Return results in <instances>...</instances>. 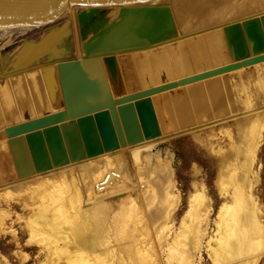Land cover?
Listing matches in <instances>:
<instances>
[{"label": "rangeland", "instance_id": "rangeland-1", "mask_svg": "<svg viewBox=\"0 0 264 264\" xmlns=\"http://www.w3.org/2000/svg\"><path fill=\"white\" fill-rule=\"evenodd\" d=\"M174 1L156 0L154 3H158V4H161L163 6L168 7L167 11L164 7L160 8L159 14L164 13V10H165V13L168 12L167 15L169 17L172 18V16H173V19L175 20L174 21L175 26L177 28V30L173 33H176L179 37L185 36L187 41H192L196 38L198 40H202L205 37L204 33H205V35H208L210 32L211 33L212 32H217V33L219 32L221 34L223 32V30L225 31L228 28H234L238 25L239 26L242 25V22H243V24H245L248 22H254L256 20H260V18L264 19V7H261L260 9L259 8L255 9L257 11L251 10V11H247V12H242L243 14L237 13V14H234L235 16L234 15H230L229 17L227 16L228 20H227V18L225 19L223 17H220V18L217 17L218 19L216 18V19H213V21L212 20L209 21L208 16H206L207 17V19H205L206 22L205 21L202 22V17L198 16V18H199L198 19L197 14L195 12L196 9L193 8V7H195V5L200 0H194V1L193 0H182V1L181 0H178V1L174 0ZM192 1H193V3H192ZM196 1H197V3L194 4V2H196ZM173 2H174V4H173ZM186 2H189V4H192V5L194 4L193 7H192V5L189 6ZM177 3L180 6H177L178 5ZM185 4H187V5H185ZM174 5L177 6L176 9L174 8L175 7ZM191 8H193V9H191ZM182 9H183V11H181ZM189 9L195 13L193 14V12H191V14L190 13L188 14V12H190ZM85 10H88V8H85ZM120 10H121L120 8L102 7L99 14H97L90 22L86 23L85 25H80L81 33H84V35H85V37H83V39H82L83 43L87 42L89 39H91L93 37H96L95 40H97V41H95L94 43L91 44V46H89V52H91V54H96L98 52H101V50H104L106 48V45L108 44L107 42L104 41V39H102L103 38L102 29H101L102 33H99V32L93 33L92 32L93 27H92L91 23L96 22L97 24H99L101 22L100 18H105L106 19L105 25H107L106 29L109 28L111 30V27H113L115 24L118 23V21H120V20H117V18L119 16L118 14L126 13V12L120 13ZM182 12H185V13H183L184 15L181 14ZM139 13H140L139 10L136 11V14H134L133 17H131V20H134L133 18H138L140 15ZM180 14L184 17V18H182V20H181ZM195 14H196V16H195ZM188 15L190 18H188ZM147 16L145 15V17H147ZM193 16H195V17H193ZM154 17H152V18H154ZM221 19H222V21H220ZM187 20L189 21L188 23H187ZM214 20L217 22L219 21L218 22L219 24H217V22H215ZM200 22H202V23L200 24ZM208 22H211V23L208 24ZM181 23H182V25H180ZM183 23L185 24V26ZM203 23H205V24H203ZM186 26H187V28H185ZM180 29H182V30L184 29V30L182 31ZM215 29H217V30H215ZM161 32H166V31H159V30L157 31V33H161ZM45 33H46V30L44 31V29H32V30H27V31L25 30L24 32L19 33L15 37L11 38L10 35H7L3 32H0V76H3L6 73V70H8L10 68L9 66H10V62H11V57L22 46V44L26 40L38 39ZM181 34H183V35H181ZM252 37H253L252 38L253 44L251 47L249 46L248 48H245V49H247L246 51L242 50L241 49L242 47H240L239 49L235 48L236 46L234 47L233 45L230 44V42H228V44H226V45H228L227 47L223 46L224 48L222 47V49H225V47L227 48L226 50H223L224 52L227 51V52H225V55H227L226 58H228V61H226V62L229 63V62H232L231 60H233V61L239 60L241 58L251 56L257 52H264V45L262 44L263 43L262 39L258 35H256V33L252 34ZM71 42H72V46H74V40H72ZM223 42L227 43V42H225V39L223 40ZM224 43H222V45H225ZM230 45L233 47H231ZM202 50H204V48ZM205 50H207V51H205V52L202 51L203 54H207L209 52L207 48H205ZM83 53H84V55H87L86 52L84 51V49H83ZM149 53L150 52H148V55H149ZM226 53H228V54H226ZM70 55L72 57H75L76 52L72 51ZM145 55L147 56V54H145ZM205 56H204V63L202 65V67L201 68H195V63H196L198 58H196V56L194 54L192 55L193 61L191 60V58L189 60L192 61L191 64H192L193 70L201 71L204 69H209V68L217 67L218 65L220 66V65L224 64V63H218L214 59L205 58ZM232 56L234 57V59H231ZM138 57H142V56H138ZM158 64H159V62H158ZM161 64H159V65H161ZM162 65H165V64H162ZM253 65L247 66V68L245 67L246 70L244 69L246 71V73H244V76H246L245 78H247V79L249 77L251 78L248 82H246L248 85L245 83V86H247V88H248L247 91H245V92H243V90H242V89H244V87H242V86H244V84H242V85L240 84L243 82L239 83L238 82L239 78L237 79V77H239L237 74H239V73H237L236 70H232V71H229V72L222 74V76L216 77L218 79L216 80V83H214V84H213V82L216 78L215 79L212 78L213 80L207 79L209 81V82H207V80H206V82H205L206 85L208 84L207 86L205 85V83L203 81H200V82H196L195 84H193V86L192 85L187 86V87L185 85L179 86L177 88H174V89H171V90H168V91H165V92H162V93H159V94L153 96V103L157 104V108H158L156 110V114H157L158 122L160 123L159 125H160V129L162 131L161 132L162 135L155 138V139L145 140L144 142H142L138 145H129V146L124 147L126 149L125 151L123 150L124 151L123 154H125V156H128V155L131 156L132 151L135 148H142V151H141L140 156H139L140 160L135 161L133 159L132 160L133 162H131V164H130L132 169L129 168L128 163L125 164L128 179L132 178L133 182H134L131 184L129 182H127V183L132 187L131 194H132V197L134 198V201H135L134 203L138 207V209L136 207L135 209H137V210L135 212L134 209L130 208L129 209L130 211L133 210V211H131L132 213L129 210L122 212V211H118V210H120V203H119L120 201L116 202L112 205V207L110 208L111 209L110 214L108 215V218H111L109 220L111 221L117 216V218H119L118 219L119 223L121 222L119 224V226L122 225L123 221H124L123 222L124 226L122 225L121 228L118 227L121 230L119 229V234H117L118 235L117 238H116L115 233H113V236H111V234H110V236L109 235L107 236V239L105 238L107 241L109 240L112 242V243L110 242L111 243L110 245L113 244L112 246L114 247L117 244L118 246H116V247L120 246L119 250H122L121 244L125 243V245L129 244V246H132V245L136 246L135 245L136 240L138 241L140 239L145 238L148 243L150 242V244L152 246L155 245L157 247V249H159L158 251H160V253H161L162 260L163 259L166 260L169 251L171 250L172 247H174L176 245L175 244L176 240L174 242H172L171 244L169 242L172 241L173 237L177 233V235H178L177 239L181 238V240H183V241L186 240L185 236H194L195 239L197 238L196 243H195L196 247L192 248V246L190 244L187 245L191 249L190 259L192 261V264H264V125H263L264 124V94H263L264 93V90H263L264 89V73L262 72L263 74L261 73V76L256 77L257 75H254L255 67ZM261 65L264 66V63L260 64V66ZM44 69L39 68L36 70L24 72V73H21L18 75L8 76V81H12L14 83L19 84V82L17 81V77H21L20 79L24 83V88L30 87V86L32 87L33 85L29 84V82L31 83V81L33 83V79L31 77L32 76L33 77H35V76L41 77L47 71ZM160 71L161 72H158V74H155L153 72V75H149V77L146 76V78H148L149 80L146 79L145 81H143L141 83V85L142 84L147 85L148 83L149 84L160 83L162 80L161 76L163 75V72H165L163 70H160ZM245 71H243V72H245ZM249 72H251V73L248 74ZM32 74H34V75H32ZM245 74H247L249 76L247 77V75H245ZM251 74H252V76H250ZM258 75H259V73H258ZM150 76H154V77L152 78ZM173 77L177 78L178 76L174 75ZM254 77H256V78H254ZM261 79L263 81H261ZM231 80H233L234 82ZM42 81L44 82L45 80H42ZM236 81H237V83H236ZM0 82H2V81H0ZM56 82L57 83L55 84L56 89H55L54 95L53 96L46 95V99H48V100L45 101V98L40 100L37 97V99H38L37 101H39V104H40L39 105L40 110H38V111L42 112V113H40V115L31 116L32 118L41 116V115L48 113L50 111H52V112L56 111L57 109L61 108L62 96H61V89L59 87V80L57 79ZM226 82H228L229 85H227ZM221 83H222L221 86L223 87V89H224V87L228 90L230 88L229 93H228V90H226V89L223 90L222 87L219 88ZM43 84H42V86L44 87L43 88L44 90H42V91L46 92V89H45L46 87ZM211 84H213V85L210 87ZM215 84H216V86H214ZM238 84H240V85H238ZM195 85L197 87L194 90L193 87ZM199 85H200V87H199ZM262 85H263V88L261 87ZM204 86L208 89L213 87V88H215L214 92L219 91L218 92L219 94H221V93H223V94L219 95L217 92H216L217 94H215L213 92V90H211V89H210L211 90V93H210V92H208L209 90L206 89L207 92L204 93L203 95L200 93V95H198L199 96L198 97L197 96V90H198V92H201V89L205 88ZM233 86L234 87L236 86L235 88L238 90H235V88ZM198 88H200V91ZM218 88H219V90H218ZM232 88H233V90H232ZM239 89H240V91H239ZM188 91H190V92L188 93ZM241 91L243 92V94ZM185 92H187V94L191 93V95H192V92H195V93H193V95L195 94L197 96V97L195 96L196 97L195 101H197V102L192 101L195 98V97L194 98L192 97L193 95L192 96L185 95L186 94ZM258 92H260V93H258ZM224 93H226V94H224ZM209 94H215V96L212 95V96H214L212 98V96ZM228 94H230V97L231 98L233 97V98L231 99L230 97H227V96H229ZM232 94H233V96H232ZM225 95H227V96H225ZM247 95H250L249 100L250 101L252 100L253 104H254V108L252 107L253 108L252 111L249 110L250 108L246 104ZM185 96H186V98H185ZM203 96H205V97H203ZM206 96L207 97L211 96V97L207 98ZM187 97L188 98L191 97L193 99L190 98L191 100H189ZM200 97L204 98L203 100L207 99L204 102L205 105L203 103V100H200L201 99ZM168 98H169V101L171 99H178V98H180V99H178V101H175L177 106L174 104H173V106L172 105L168 106L167 105ZM221 98H222V100H221ZM59 99H61V100H59ZM181 99H182V101H183V99L184 100L188 99V101L181 102ZM214 99H216V100H214ZM223 99L225 100L224 102H223ZM233 99L236 101H233ZM239 99H240V101H238ZM40 101H42L43 104ZM207 101H209V103L211 102V104H213L212 106L210 104L209 109L206 108L207 106L209 107V105H207L209 103L206 104ZM47 102H49L50 107H49ZM165 102H166V104H165ZM191 102H192V104H193V102H195L193 104V105H195L194 107H191V106H193V105H191ZM215 102L217 105L215 104ZM237 103H239V104H237ZM233 104H235V105H233ZM59 105H61V106H59ZM158 105H159V107H158ZM246 105L248 108L246 107ZM43 106L44 107L46 106L45 109L43 108ZM203 106H205V107H203ZM232 106L233 107L235 106V107L233 108ZM55 107H57V108H55ZM174 107H176V108H174ZM30 108H31V106L29 107V109ZM46 108H50L51 110L46 109ZM197 109H199V110L197 111ZM239 110H241V111H239ZM195 111L198 113L196 114ZM27 112H28V110H27ZM195 114H196V116H195ZM255 114H257V116ZM193 116H195V117H193ZM196 117H198V119ZM29 118L30 117H28L27 119H29ZM245 118H250V119L252 118V120L250 122L245 123V125H241L240 121L245 119ZM18 122H16V120H12V122L11 123L9 122V123L11 125L13 123H18ZM251 123H253V124L251 125ZM238 125H240V126H238ZM250 125H251V128H250ZM245 126H246L247 130L245 129ZM254 129H257V130H254ZM1 130L2 129H0V132H1ZM241 130H242V134H244L245 132H247L249 130V132H247L249 134L245 133L243 135V137L244 136L245 137L241 138V136H242L240 133ZM259 130L261 131V133ZM225 132H228V133H225ZM256 132H258V133H256ZM4 133L5 132H3V130H2V133L0 134V140H2V136L6 137V135ZM163 133H166V134H163ZM229 133H231L232 136L235 137L237 144H241L242 147L244 146L245 148H247V146H249L250 143L251 144L253 143V139H254L253 137H255L254 141L256 139L260 141V144L258 145L257 153H256L254 158L252 157V155H250V153H248V154L245 153L244 155H241L240 157L237 158L236 164H239L238 165L239 167L243 166L245 170L242 167L240 169L238 168L233 173L231 171V169L228 167V166H233L232 162L235 159V155L234 156L228 155L232 149V140H231V137L228 135ZM259 133H260V136H259ZM261 136H262V138H261ZM259 137H260V139H259ZM242 139H244L246 141V143L244 141H242ZM251 139H252V141H251ZM238 141H239V143H238ZM8 146H9V144H8ZM135 146H137V147H135ZM216 150L218 152H216ZM10 151L11 150L9 149L8 152L5 154L6 157L8 158L7 159L5 157L6 163H7V164L6 163L5 164H6L7 171L11 170L12 167H14L12 170L15 171L16 166L14 164L15 163L14 160L12 161V163L10 161L13 159V156H11L12 154H10L11 153ZM116 152H117V150L112 151V152H105V153L100 154L98 156L91 157L92 159H89V160L93 162V161L101 159L102 163L100 165H98L100 170H103L104 166H106V164H107L108 165L107 172L112 173V171L113 172L115 171V170H113L115 167H111V165L109 164L111 159H109V158L113 159L115 157V156H113V154H116ZM250 156L253 159L248 158ZM243 159H248V160H243ZM241 163H243V164H241ZM244 164L245 165L247 164L248 167L245 166ZM8 165H9V167H8ZM135 168L137 169L136 172H134ZM247 169H249V170H247ZM12 170H11V172L8 171V174L6 175L7 177L3 176L4 177L3 181H0V199L8 201L7 204L4 201L5 205H3L2 209H9V211H10L9 213L12 214L5 220L6 230L12 229L15 231V234H13L9 231H7V232L1 231V228H0V264H44V262L47 260L46 259V250L49 247V245L52 244V243H50V242H52L51 238H49L46 235H43V234L41 235L38 233L35 235L34 234L31 235L29 226L26 225V219L25 218H18V216H17V214H21L22 216H24V215L28 216L27 210L23 209V205L25 202L31 201L30 199L32 197L33 191L30 189L27 190V188H26V187H28L29 182H25L23 184V187L26 188L25 191L22 190V191H18V192L16 191L15 192L17 197H15V194L12 197H9V196L5 197L6 191L3 188L5 186L11 185L17 179L22 178V177L19 178L17 170L15 171L16 176L14 174V171H12ZM73 170H74V172H76L77 169L74 168ZM166 170H167L168 174L164 173V172H166ZM237 171L239 172L238 175L239 174L242 176L245 175L244 176L245 181L240 180V179L238 180L236 178V177H238V175H236ZM241 172H243V173H241ZM9 174H10V176H9ZM138 176H142V177L140 178ZM75 178L76 177H74V179ZM153 178H154V180H153ZM155 178L157 180H155ZM159 178H161L162 180ZM5 179H7V180H5ZM128 179H127V181H128ZM134 179L136 180V182ZM150 179H152V181ZM163 179L165 182L163 181ZM168 179H170V180H168ZM140 180H141V182H139ZM5 181H6V183H5ZM150 181H151V183H149ZM171 181L173 182V184L171 183ZM165 183H166V185H165ZM151 186H153V187H151ZM158 186H163V188L165 190V191H163V196L160 195L161 192H158L159 196L157 194H155V192H156L155 189H157V190L159 189ZM9 189L11 190V188H9ZM167 189H169V190L167 191ZM239 189L240 190L242 189L241 191H244V192H241ZM153 190H155V191H153ZM174 190H175V192H174ZM152 191L154 194L152 193ZM164 192H165V195H164ZM166 192L168 193V195H166ZM29 193H31V194L28 195ZM169 193H173L177 196L175 198H172V196L169 197ZM18 195H19V198H18ZM146 196H147V198H146ZM154 196H156V197H154ZM190 199H192V200H190ZM145 200H146V202H145ZM175 201H177V202L175 203ZM190 201H192L193 203H191ZM169 202L170 203L172 202L175 204V207L173 209L171 208L165 214V215H167V217L169 219H167L165 221L163 216H161V214H163L162 211H161V214L159 213L156 215L158 217V219L163 218V220L165 222H167V224L169 225L168 228L167 227L164 228L165 229L164 234H166L165 236L167 237V235H168L167 245H164V248L160 249V246L158 244V242H159L158 240L160 239L161 232H159L158 229H156L154 227L155 225L153 224V221H152L153 218L150 215H152L156 211L159 212L161 209H163L164 206H166V204L167 205L170 204ZM11 203H12V205H11ZM191 204H192V207H191ZM223 204L226 206H224ZM253 205H254V207L251 208V211L254 212V216L256 215V220L253 223H247V222L244 223V219L247 218L248 216L252 215L249 208ZM189 207H190V209H189ZM138 210H139V212H137ZM71 213H73V212H71ZM149 213H151V214H149ZM235 213H237L240 216V219L242 222L241 226L235 227L232 223L229 222L231 215L235 214ZM114 214H115V216H114ZM148 215H149V218H148ZM159 216H161V217H159ZM68 218L69 219L71 218L70 223L71 222L76 223L78 221V218L74 217L73 215H72V217L70 216ZM120 219L122 221H120ZM183 219H184V225L181 226V222ZM141 220H143V222L148 220L149 228H150L149 232L145 228H143L142 226H140L138 224V222H140ZM152 225H153V227H152ZM259 226L262 228V234H261L262 236L260 234L256 233L259 230ZM87 227H89V226L87 225ZM85 229H86L85 230L86 233L88 231L89 232L91 231L90 229L89 230L87 228H85ZM132 229H133V231H132ZM123 230H124V233H123ZM120 233L121 234L123 233V234L121 235ZM248 236L251 237L250 240L247 239ZM252 236L253 237L256 236V238L254 237L255 238L254 239ZM115 239H117V241ZM240 240L247 241V242H244L242 245V247L243 246L245 247V250H243L242 247H240V249L238 248V246L240 245V243H239ZM118 241H120V243ZM134 241H135V244H133ZM168 243H169V245H168ZM247 243H248V245H247ZM173 244H175V245H173ZM232 244L235 245V247L237 249L232 248V249L228 250V248ZM107 245L103 246L102 249L97 251L100 254H102V252H103V256H96L94 253H97V252L93 253L92 251H88L86 253H81V250H80L79 251L80 253H76L77 251H72V254L69 255V258L71 259V261H75L77 264H94V263L95 264H104L106 260H107V264H112L111 257L114 258V253L112 256H111V254H105L104 255V252H109V248H111V246L109 244H107ZM151 245H149V246H151ZM171 245H173V246L168 251L167 249ZM116 247H114V248H116ZM124 247L125 246H123V248ZM71 248L75 249V247H72V246H71ZM232 251H234V252H232ZM179 252H183L180 244L178 245V247L175 251V254L177 255ZM25 254H27V255H25ZM3 258H5V259H3ZM136 263H138V261H136Z\"/></svg>", "mask_w": 264, "mask_h": 264}, {"label": "water", "instance_id": "water-1", "mask_svg": "<svg viewBox=\"0 0 264 264\" xmlns=\"http://www.w3.org/2000/svg\"><path fill=\"white\" fill-rule=\"evenodd\" d=\"M155 1L0 0V32L46 30L40 38L28 39L22 44L11 57L10 68L3 76L45 68L54 83L59 80L62 96L60 109L4 129L19 177L155 139L161 135V129L154 95L264 61V52H257L195 71L187 52L188 63L181 68L185 70L179 68L176 73L168 72L165 65H160L156 73L166 72H163L161 82L141 85L153 72L144 62L136 61V56L158 53L167 45L187 42L185 36L172 34L151 38L155 36L159 9L168 10L167 6ZM144 4L149 6L136 7ZM102 7L129 12V16L121 20V28L115 31L114 42L120 44L129 36L142 44L83 55L80 25L90 22ZM138 10L139 17L131 20ZM95 39L93 37L83 45L89 46ZM72 51L76 52L75 57L70 55ZM174 75L178 77L174 78Z\"/></svg>", "mask_w": 264, "mask_h": 264}, {"label": "bare ground", "instance_id": "bare-ground-1", "mask_svg": "<svg viewBox=\"0 0 264 264\" xmlns=\"http://www.w3.org/2000/svg\"><path fill=\"white\" fill-rule=\"evenodd\" d=\"M171 1H174V0H171ZM176 1H178V0H176ZM193 1H192V3H193ZM174 2H173V4H174ZM186 3L189 6L192 5V4H189V2H186ZM195 3H197V1L194 2V4ZM187 4H185V5H187ZM193 5H192V7H193ZM146 6H149V4H144V5H140V6H136V7H146ZM177 6H180V5L178 4ZM177 6H175L174 8L176 9ZM261 7H264V0H200V1H198V3L193 8L196 9L195 12L197 14V18H198V16L202 17V22H203V21H205V19H207L206 16H208V18H209L208 20L209 21L210 20L213 21V19H216L217 17H219V18L223 17V18L226 19L227 16L229 17L230 15H234V14L242 13V12H247V11H251V10L254 11L257 8L260 9ZM193 8H191V9H193ZM181 11H183V9ZM189 11L190 12H188V14L189 13L191 14V12H193L190 9H189ZM255 11H257V10H255ZM195 12H193V14ZM120 13H123V11L120 10ZM167 13H165V11H164V13L159 14L160 16H158V20H157L158 25L156 26V28H154L155 32L153 33V35H155V36L151 37V38H161L163 36H167V35H170V34L177 35L176 33H173V32H175L177 30V28L175 26V22H174L175 20L173 19V16L171 18V17H169L167 15ZM183 13H185V12H182L181 14L184 15ZM196 14H195V16H196ZM118 15L119 16H118L117 20H120V21H118L117 24H115L113 27H111V30L109 28L106 29L107 25H105V20H106L105 18H100L101 22L99 24H97L96 22L91 23V25L93 27L92 28V32L93 33H98V32L102 33L103 32L102 33V35H103L102 39H104V41L108 43L106 45V48L104 50H101V52H98V53H102V52H104L105 50H108V49H114L115 47L126 48V47H134V46L142 44V43L136 42L135 41L136 39L134 37H129V36L127 38H124L123 39L124 41L121 42L120 44H117V42L113 41L114 40L113 38H114L115 31H117L118 29L121 28V26H120L121 20L123 18L125 19V17L129 16V12L127 11L124 14H118ZM182 15H181V20H182V18H184ZM195 16H193V17H195ZM188 18H190L189 15H188ZM222 19L220 21H222ZM227 20H228V18H227ZM188 22L189 21L187 20V23ZM202 22H200V24ZM215 22H217V21H215ZM218 22H217V24H219ZM209 23H211V22H208V24ZM203 24H205V23H203ZM180 25H182V23ZM184 26H185V24H184ZM115 28H116V30H114ZM185 28H187V26ZM101 29H102V32H101ZM158 30L159 31H166V32L157 33ZM180 30H182V29H180ZM215 30H217V29H215ZM24 31H25V29H16V30H5V31H2V32L7 34V35H10V37L12 38V37H15L17 34L22 33ZM255 33H256V35H258L262 39L263 43L262 42L261 43L264 45V19L260 18V20H256L254 22H248V23H245V24H243V22H242V25H240V26L238 25V26H236L234 28H228L225 31L223 30V32L221 34L219 32L218 33L217 32H212V33L210 32L208 35H205V33H204L205 37L202 40H198L196 38V39H194L192 41H187L185 44H179L177 46H168L167 45L158 53H152V54L149 53V55L147 53V56L144 55L142 57L136 56L135 60L139 61V62H144L148 66V69L150 71L154 72L155 74H158V73H156L157 72V67L160 66L159 64H161V63L165 64V67L167 68L168 72L176 73L179 68L181 69V68L185 67L187 65V63H188L187 62L188 59H190V58H188V59L186 58L187 52L191 56V60L192 61H193V59H192V55L193 54L196 56V58H198L196 63H195V68H201L202 67V65L204 63V56L205 55H206L205 58L214 59L218 63L226 64L227 63L226 61H228V58H226L227 55H225V52H227V51H225V52L223 51V50L227 49L226 47L228 45H226V44H228V42H230L231 45H233L234 47L236 46L235 48L239 49L240 47H242L241 49L246 51L247 49H245V48H248L249 46L250 47L252 46V44H253L252 43V38H253L252 34H255ZM181 35H183V34H181ZM83 37H85L84 33H82V39H83ZM224 39H225V42H227V43L223 42ZM95 41H97V40H95ZM95 41H93L92 43H94ZM81 42H82V53H83V49H84L86 54L90 55L91 52H89V46H91L92 43L89 46L85 47L83 45V41H81ZM222 43H224L225 45H222ZM223 46H226L225 49H222ZM233 46H231V47H233ZM203 48H204V50H202ZM205 48H207L208 51H209L207 54H203V52L207 51V50H205ZM98 53H96V54H98ZM226 54H228V53H226ZM83 55H84V53H83ZM231 59H234V57L232 56ZM231 61H233V60H231ZM158 62H159V64H158ZM263 63H264V61H262V63L259 62V63H256V64L253 65L255 67L254 75H257L256 77L261 76L262 72L264 73V68H263L264 66H262V65H261L262 67L260 66V64H263ZM246 68H247V66H246ZM244 69H245V66L241 67L239 69H236L237 73H239V74H237L239 76V77H237V79L239 78L238 82L239 83L243 82V83H240L241 85L244 84V86H242V87H244V89H242L243 92L247 91V89H248L247 86H245V83L248 82L251 79L250 77L248 79L245 78L246 76H244V73H246V71H245L246 69L245 70ZM181 70H185V69H181ZM243 71H245V72H243ZM159 72H161V71H159ZM251 72H249L248 74H250ZM258 73H259V75H258ZM222 74H224V73H222ZM222 74H219V75L207 78V79L213 80L212 78L215 79L218 76H222ZM32 75H34V74H32ZM245 75H247V74H245ZM248 76L249 75H247V77ZM250 76H252V74ZM256 77H254V78H256ZM20 78L21 77H17V81L19 82V84H18V83H14L12 81H8V77L0 76V81H2V82H0V129H2L3 132H4V129L7 126L10 125L12 120H16V122H18V121L21 122V121L27 120L28 117L32 118L31 116L40 115V113H42V112L38 111V110H40L39 109V105L40 104H39V101H37L38 100L37 97L40 100L45 98V101H46V100H48V99H46V95L53 96V91L56 89V87H55L56 83L53 82L52 75H50L49 72H47V71L41 77H36V76L35 77H33V76L31 77L33 79V83L31 81V83L29 82V84L33 85L32 87L30 86V87H25L24 88V83H23V81H21ZM207 79H204L205 81L204 80H201V81H203L205 83ZM217 79L218 78H216L214 80L213 84L216 83ZM42 80H45V81L43 82ZM233 80H231V81H233ZM261 81H263V80L261 79ZM197 82H200V81H197ZM207 82H209V81L207 80ZM228 82H226L227 85H229ZM195 83L196 82H193V83L187 84L185 86L186 87L190 86V85L193 86V84H195ZM236 83H237V81H236ZM42 84L46 87L45 88L46 92L42 91V90H44L43 89L44 87L42 86ZM213 84H211L210 87ZM240 84H238V85H240ZM205 85H206V83H205ZM221 85H222V83L220 84L219 88L222 87ZM214 86H216V84ZM196 87H197L196 85L193 87L194 90H195ZM199 87H200V85H199ZM261 87L263 88V85ZM212 88H210V89L213 90V92H214L215 88H213V89ZM219 88H218V90H219ZM198 89L200 91V88H198ZM206 89H208V88L205 87V88L201 89V92H198V90H197V96L200 95V93L202 95L204 93H206L207 92ZM210 89H208L209 90L208 92L211 93ZM222 89H223V87H222ZM224 89H226V88L224 87ZM240 89H239V91H240ZM226 90H228V89H226ZM229 90H230V88H229ZM229 90H228V93L230 92ZM232 90H233V88H232ZM235 90H238V89L235 88ZM190 91H188V93ZM195 92H192V95ZM216 92L218 93L219 91H216ZM216 92H214V93L217 94ZM243 92H242V94H243ZM185 93H186L185 95L192 96L191 93L190 94H187V92H185ZM258 93H260V92H258ZM215 94H209V95H211V96L214 95L215 96ZM221 94H223V93H221ZM221 94H219V95H221ZM224 94H226V93H224ZM228 95L229 96H227V95H225V96L230 97V94H228ZM195 96L196 95L194 94L192 97L194 98ZM211 96H208V97H211ZM214 96H212V98ZM232 96H233V94H232ZM196 97L192 101H195ZM203 97H205V96H203ZM185 98H186V96H185ZM190 98L191 97H189L188 99L189 100L193 99V98H191V99ZM249 98H250V95H247L246 104L250 108L249 110L252 111V109L254 108V104H253L252 100L251 101L249 100ZM178 99H180V98H178ZM178 99H171L169 101V98H168L167 105L168 106H171V105L173 106V104L176 105L175 101H178ZM188 99L187 100L183 99V101L181 99V102L188 101ZM203 99L204 98H201L200 100H203ZM224 99H223V102L225 101ZM59 100H61V99H59ZM205 100H207V99H205ZM205 100H203V103L205 102ZM214 100H216V99H214ZM221 100H222V98H221ZM233 101H236V100L233 99ZM238 101H240V99ZM40 102L42 103V101H40ZM195 102H197V101H195ZM195 102H193V104ZM47 103H48V105L50 107L49 102H47ZM207 103H209V101H207L206 104ZM165 104H166V102H165ZM193 104L191 102V105H193ZM210 104H211V102L209 104H207V105H209V107L206 105L207 106L206 108L209 109L210 108ZM215 104H216V102H215ZM237 104H239V103H237ZM159 105H158V107H159ZM204 105H205V103H204ZM212 105L213 104H211V106ZM233 105H235V104H233ZM247 105H246V107H247ZM30 106H31V108L29 109ZM59 106H61V105H59ZM194 106L195 105H193L191 107H194ZM45 107L43 106L44 109H45ZM154 107H155V111H156L158 109L157 108V104L154 103ZM203 107H205V106H203ZM55 108H57V107H55ZM174 108H176V107H174ZM46 109H50V108H46ZM27 110H28V112H27ZM198 110L199 109H197V111ZM239 111H241V110H239ZM50 112H52V111H50ZM197 113L198 112H196V114ZM196 114H195V116H196ZM255 115L257 116V114H255ZM195 116H193V117H195ZM196 118L198 119V117H196ZM251 120H252V118L251 119L250 118H245V119L240 121V124L241 125H245V123L250 122ZM252 124L253 123H251V125ZM251 125H250V128H251ZM238 126H240V125H238ZM245 129H246V126H245ZM2 130H1L0 134L2 133ZM254 130H257V129H254ZM247 132H249V130ZM247 132H245V133L249 134ZM225 133H228V132H225ZM240 133L242 135V136L240 135L241 138H244L245 136L243 137V135L245 133L242 134V130H241ZM256 133H258V132H256ZM260 133H261V131H260ZM260 133H259V136H260ZM163 134H166V133H163ZM228 135L231 137V140H232V149L230 148L231 152L228 155H233V156L235 155V159L232 162L233 166H228V167L234 173L235 170H237L238 168L240 169V168L243 167V166L239 167L238 166L239 164H236L237 158L240 157L241 155H244L245 153H247V154L250 153V155H252V157L254 158L256 153H257V149H258V145L260 144V141L257 140V139L254 141L255 137H253L254 138L253 139V143L252 144L250 143L249 146H247V148H245L244 146L242 147L241 144H237L236 143L237 141L235 140V137L232 136L231 133H229ZM261 138H262V136H261ZM259 139H260V137H259ZM242 141H244L246 143V141L244 139H242ZM251 141H252V139H251ZM238 143H239V141H238ZM8 144H9L8 138L2 136V140H0V161H1L0 162V181H3V178H4L3 176H6L8 174V171L11 172V170L14 168V167H12V169L10 168L11 170H8V171H7V168H6V164H7L6 163V158L7 157H6L5 154L8 152L9 149L11 150L10 144H9V146H8ZM135 147H137V146H135ZM123 150L125 151L126 149L124 147H121V148L117 149L116 154H113V156H115V157L113 159L109 158V159H111L109 164L111 165V167H115L113 169L115 171L114 172L112 171V173L107 172V169H108L107 168L108 167L107 164H106V166H104L103 170H100L98 165H100L102 163L101 159L92 162V161L89 160V159H92V158H85V159H82V160L69 162L68 164H65V165L57 167V168H52V169L44 171V172L34 173L32 175L27 176L26 178L25 177L24 178L23 177L22 178L19 177L20 179H17L11 185L5 186L3 188L6 191L5 192V195H6L5 197H7V196L12 197L15 194L16 191L17 192L18 191H22V190L25 191L26 188H27V190L30 189V190L33 191L32 197L30 199L31 201L30 202H25L24 205H23V209L27 210L28 216H25V215L22 216L21 214H17V216H18V218H25L26 219V225L29 226L31 235H33V234L35 235V234L38 233V234H41V235L42 234L46 235L49 238H51L52 242H50V243H52V244H50L49 247L46 250V259L47 260L44 262V264H77L75 261H71V259L69 258V255L72 254V251H77L76 253H80L79 251L81 250V253H86L88 251H92L94 253V252H97L100 249H102L103 246H106L107 244L110 245L112 242L109 241V240L108 241L106 240L107 236L108 235L110 236V234H111V236H113V233H115L116 234V238H117V236H118L117 234H119V229L121 228V226L123 225V222H124L123 221L122 225L119 226V224L121 222L119 223V220H118L119 218H117V216L113 220H111V221L109 220V219H111V218H108V215L110 214V211H111L110 208L112 207V205L114 203L120 201L119 202L120 203V210H118V211L125 212V211L129 210L130 208H132L136 212L138 207L135 205L134 198L132 197V194H131L132 187L127 183V182H129L131 184V183H134V182H133L132 178L128 179L127 170H126L125 164L128 163L129 164V168L132 169L130 164H131V162H133L132 161L133 159L135 161L140 160L139 156H140V153L142 151V148H135L132 151L133 155L131 154V156H129V155L125 156V154H123V152H124ZM10 152H11L10 154H12V151H10ZM216 152H218V151L216 150ZM11 156H13V155H11ZM248 158H251V156L248 157ZM253 158H251V159H253ZM13 160L14 159L10 160L11 163H12ZM243 160H248V159H243ZM241 164H243V163H241ZM9 165H8V167H9ZM245 166H247V164ZM74 168L77 169L76 172H74V170H73ZM15 169L17 170L16 167H15ZM243 169H244V167H243ZM136 170L137 169L135 168L134 172H136ZM247 170H249V169H247ZM12 171H14V170H12ZM15 171H14V174L16 176ZM238 171H237L236 175H238V173H239ZM164 173H167V170ZM241 173H243V172H241ZM9 176H10V174H9ZM244 176L245 175L242 176V175L239 174L238 177H236V178L238 180L240 179V180H244L245 181ZM74 177H76V178L74 179ZM138 177L141 178L142 176H138ZM127 179H128V181H127ZM159 179H161V178H159ZM5 180H7V179H5ZM150 180L152 181V179H150ZM153 180H154V178H153ZM155 180H157V179L155 178ZM168 180H170V179H168ZM151 181L149 183H151ZM163 181H164V179H163ZM25 182H29V185L26 188L23 187V184ZM135 182H136V180H135ZM139 182H141V180ZM5 183H6V181H5ZM171 183L173 184L172 181H171ZM165 185H166V183H165ZM151 187H153V186H151ZM158 187H159L158 190L155 189L156 190L155 194L158 195V192H161V194L160 193L159 194L163 196V191H165L163 186H158ZM9 188H11V190ZM155 190H153V191H155ZM168 190L169 189H167V191ZM153 191H152V193H153ZM174 192H175V190H174ZM241 192H244V191H241ZM30 194L31 193H29L28 195H30ZM164 195H165V192H164ZM166 195H168L167 192H166ZM171 196H172V198H175L177 195H175L173 193H169V197H171ZM15 197H17L16 194H15ZM154 197H156V196H154ZM18 198H19V195H18ZM146 198H147V196H146ZM190 200H192V199H190ZM4 201L7 204V202H8L7 200L0 199V228H1V231H6V232L9 231V232L15 234V231L12 230V229L6 230L5 220L12 214L9 213L10 212L9 209H2L3 205H5ZM145 202H146V200H145ZM176 202L177 201H175V203ZM190 202L193 203L192 201H190ZM11 205H12V203H11ZM224 206H226V205H224ZM136 207H137V209H135ZM174 207H175V204L171 202L168 205L166 204V206H164L163 209H161L159 212L156 211L152 215H150L153 218L152 221H153V224L155 225L154 227L156 229H158L159 232H161L160 239L158 240L159 241L158 244L160 246V249H163L164 245H167V237H168V235H167V237L165 236L166 234H164V230H165L164 228H166V227L168 228L169 227L167 222H165L169 218L165 214L171 208L173 209ZM191 207H192V204H191ZM253 207H254V205L249 208V210H250L252 215H250L247 218H245L244 219V223H246V222L247 223H253L256 220V215L254 216V212L251 211V208H253ZM189 209H190V207H189ZM131 211H133V210H131ZM161 211L163 212V214H161ZM71 212H73V213H71ZM137 212H139V210ZM159 213L161 214V216H163L165 221L163 220V218L162 219L161 218L158 219V217L156 215L159 214ZM149 214H151V213H149ZM72 215L74 217L78 218V221L76 223H72V222L70 223L71 218L69 219L68 217H70V216L72 217ZM114 216H115V214H114ZM161 216H159V217H161ZM148 218H149V215H148ZM120 221H122V220L120 219ZM229 222L232 223L235 227L242 225L240 216L237 213L231 215ZM138 224L140 226H142L143 228H145L148 232L150 231L148 220L145 221V222H143V220H141L140 222H138ZM87 225L89 227H87ZM182 225H184V219L181 222V226ZM118 227H120V228H118ZM152 227H153V225H152ZM85 228H87L88 230L90 229L91 231L90 232L88 231L86 233L85 232V230H86ZM132 231H133V229H132ZM123 233H124V230H123ZM256 233L260 234V235L262 234V228L260 226H259V230ZM185 237H186V240H184V241L181 240V238L177 239L178 235L176 233V235L173 237L172 241L169 242L171 244L172 242H174L176 240L175 241L176 245L173 244V245H175L174 247H172L173 245L168 247V249H167L168 251L170 250L171 247L172 248L169 251L166 260H164V259L162 260L161 253H160V251H158L159 249H157V247L155 245L152 246L150 244V242L148 243L145 238L144 239H140L138 241L136 240V244H135V241H134L133 244H135L136 246H133V245L129 246V244L125 245V243L121 244L122 250H119L120 246L116 247V246H118L117 244H116V246H114L116 248H114L112 246L113 245L112 244V245H110L111 248H109V252H104V255L105 254H111V256H112L113 253H114V258L111 257L112 264H192V261L190 259L191 249L187 245L190 244L192 246V248L196 247L195 243H196L197 238L195 239L194 236H185ZM254 237L256 238V236H254ZM250 238L251 237H249V236L247 237L248 240H250ZM115 240L117 241V239H115ZM118 242L120 243V241H118ZM244 242H247V241H245V240H240L239 241V243H240V245L238 246L239 249H240V247H242ZM169 243H168V245H169ZM179 244L181 245L183 252H179L176 255L175 251H176V249H177ZM149 245H151V246H149ZM247 245H248V243H247ZM71 246L75 247V249H72ZM123 246H125V247L123 248ZM232 248L237 249L235 247V245L232 244L228 248V250L232 249ZM242 249L245 250V247L243 246ZM232 252H234V251H232ZM94 254L96 256H103V252H102V254H100L99 252L94 253ZM25 255H27V254H25ZM3 259H5V258H3ZM136 261H138V263H136ZM104 264H107V260L105 261Z\"/></svg>", "mask_w": 264, "mask_h": 264}]
</instances>
